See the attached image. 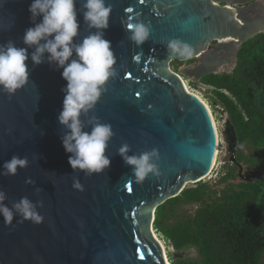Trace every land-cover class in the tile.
<instances>
[{
  "label": "water",
  "instance_id": "water-1",
  "mask_svg": "<svg viewBox=\"0 0 264 264\" xmlns=\"http://www.w3.org/2000/svg\"><path fill=\"white\" fill-rule=\"evenodd\" d=\"M260 1L106 0L112 5L106 38L117 58V75L107 82V91L89 115L111 124L115 135L106 150L110 166L100 174L86 176L68 163L70 154L61 142L65 130L57 120L66 86L62 69L53 70L46 62L34 67L28 61L29 83L11 96L0 92V171L13 155L27 156L29 163L14 176H0V189L7 193L9 207L25 196L34 203L43 201L38 208L43 221L14 216L6 224L0 216V264H171L165 253L168 260L176 259L178 251L164 245V253L162 240L155 236L156 209L206 178L218 147L209 110L179 74L195 87L213 89L201 79L225 69L231 72L239 46L264 32ZM30 3L0 0V43L11 39L17 47H26L22 36L32 26ZM137 15L151 25L149 40L139 47L128 40L122 26ZM78 20L77 42L95 31L79 12ZM174 38L192 47L190 58L169 56L166 44ZM192 59L197 63L178 73L171 69L174 60ZM207 96L219 104L213 94ZM236 107L242 111L239 104ZM81 119L86 123L85 116ZM221 135L229 159L221 165L219 178L236 165L240 179L253 181L260 172H242L236 159L240 146L229 119ZM124 143L130 155L157 149L159 176L149 174L138 183L117 154ZM74 179L83 190L73 187Z\"/></svg>",
  "mask_w": 264,
  "mask_h": 264
},
{
  "label": "clouds",
  "instance_id": "clouds-1",
  "mask_svg": "<svg viewBox=\"0 0 264 264\" xmlns=\"http://www.w3.org/2000/svg\"><path fill=\"white\" fill-rule=\"evenodd\" d=\"M76 4L77 0H31L28 11L32 26L25 29L22 36V43L26 47H17L11 39L0 43V92L11 96L29 83V60L34 67L46 62L53 70L62 69L61 77L66 81V86L61 89L64 100L57 117L65 130L61 136L62 146L70 154L68 163L72 170H80L86 176H91L103 173L111 163L106 150L115 135L112 125L89 113H94L97 102L107 91V82L116 77L114 66L117 58L112 42L106 38L112 5L106 4V0H81V7L77 9ZM78 12L83 15L89 28L95 29L79 42L76 40L80 29ZM122 26L126 29L128 40L138 47L150 38L151 25L141 20L139 15L129 17ZM166 49L173 57L188 59L193 55L192 47L179 38L170 39ZM174 72L178 73L177 69ZM179 76L185 81L183 75ZM82 115L87 118L86 123L81 119ZM88 127L90 131L85 130ZM130 152V146L124 143L117 154L131 167L138 183H142L149 174L159 176L157 149L139 155H130ZM28 163L27 156L21 158L13 155L4 162L0 176H14L18 168H25ZM27 182L32 183L30 180ZM73 187L83 190L79 179H74ZM6 200L7 193L0 189V216L6 224H11L14 216L33 223L43 221L38 211L43 207V201L34 203L25 196L19 201H11L9 207L5 204Z\"/></svg>",
  "mask_w": 264,
  "mask_h": 264
},
{
  "label": "trees",
  "instance_id": "trees-1",
  "mask_svg": "<svg viewBox=\"0 0 264 264\" xmlns=\"http://www.w3.org/2000/svg\"><path fill=\"white\" fill-rule=\"evenodd\" d=\"M201 82L215 88L212 94L234 125L239 146L251 150L247 155L241 151L239 161L262 168L264 32L239 46L236 65L231 72L210 74ZM205 97L214 107L218 105L207 95ZM263 173L253 181H244L231 169L218 178V183L225 184L223 189L201 181L160 205L155 212V231L174 252L194 248L196 254L195 258L176 257L174 260L169 256L170 263L263 264ZM234 179L239 181L236 183ZM191 204L197 208L189 214L188 205Z\"/></svg>",
  "mask_w": 264,
  "mask_h": 264
},
{
  "label": "rangeland",
  "instance_id": "rangeland-1",
  "mask_svg": "<svg viewBox=\"0 0 264 264\" xmlns=\"http://www.w3.org/2000/svg\"><path fill=\"white\" fill-rule=\"evenodd\" d=\"M261 4H264V2L261 3ZM194 61L197 62L198 59H194ZM170 65H171V69L176 70V69H179V68L185 66L186 64H185V61L174 60ZM222 72H227V70L225 69ZM209 75L204 76L203 79L206 78ZM183 78L185 79V83L188 85L190 90H192L193 92L197 93L209 105L211 111L213 112V116H214V118L216 120L217 126L219 128V134H220V137H221V140H222V143L220 145L219 154L217 155V162H216L215 168L211 171L209 176H207L206 178H204L202 180V182L213 184V185H217L216 189H223L225 187V184L224 183H221V184L218 183V178H219L218 173L220 171L221 165L223 163H225L228 160V158H229V153L227 152V144H226V142L224 140V137L221 135V132L223 130V123L225 122L226 119H228V116H227V114L225 112H222L223 107H222L221 104H218L217 106L214 107L213 105H211L210 101L205 97L207 95V93H211L212 94L213 91L212 92L211 91L207 92L206 90H204L202 88H199V87L194 88V87H192L190 85V82H189L190 80H188L189 78H186L184 76H183ZM241 151L244 152L245 155H247L248 153H250L251 150H249L247 148L244 149L243 147H241L239 149L238 155H237L238 161L240 160L239 158H240V155H241L240 154ZM260 160L263 162V165L261 166L262 168H259V169L253 168L250 165L244 164L242 161H239V163L241 164V166L243 168L242 172L244 174H246V175H250L253 172H257V171L264 172V168H263L264 167V152L262 154H260ZM233 171L236 174L238 169L236 167H234ZM234 181L237 183L239 180L238 179H234ZM194 185L195 184H192L191 187L194 186ZM190 207H191L192 211L189 212V214L194 212V210L197 208V205L193 204ZM157 236L162 240V242L165 245V248L167 249V246H169V244L166 241H164L158 233H157ZM168 248L172 249L171 247H168ZM184 254L190 255V257H192L195 254L194 248L190 249V253H188L186 250H180L179 252H177L176 257L177 258L187 257ZM263 264H264V258H263Z\"/></svg>",
  "mask_w": 264,
  "mask_h": 264
},
{
  "label": "bare ground",
  "instance_id": "bare-ground-1",
  "mask_svg": "<svg viewBox=\"0 0 264 264\" xmlns=\"http://www.w3.org/2000/svg\"><path fill=\"white\" fill-rule=\"evenodd\" d=\"M183 81V83L185 84V87L187 88V90L188 91H190L191 93H193V94H195L197 97H199V99H201L202 101H203V103L206 105V107H207V109L209 110V112H210V114H211V116H212V118H213V120H214V124H215V129H216V132H217V136H218V147H217V155L219 154V150H220V145H221V143H222V140H221V137H220V134H219V128H218V126H217V123H216V120H215V118H214V116H213V112L211 111V109H210V107H209V105L197 94V93H195V92H193L192 90H190V88L188 87V85L185 83V81L184 80H182ZM221 152V151H220ZM216 162H217V156H216V158H215V163H214V166H213V168H212V170L215 168V165H216ZM211 170V171H212ZM211 173V172H210ZM209 176V175H208ZM155 232V231H154ZM155 234V233H154ZM157 234H155V236H156ZM157 237V236H156ZM161 243V245H162V248H163V250H164V244H163V242L161 241L160 242ZM164 253H165V250H164ZM165 258H166V261L169 263V261H168V258H167V255H166V253H165Z\"/></svg>",
  "mask_w": 264,
  "mask_h": 264
},
{
  "label": "flooded vegetation",
  "instance_id": "flooded-vegetation-1",
  "mask_svg": "<svg viewBox=\"0 0 264 264\" xmlns=\"http://www.w3.org/2000/svg\"><path fill=\"white\" fill-rule=\"evenodd\" d=\"M195 63H197V62H195L194 60H191V61H188V62L185 61V64H186L185 66H192V65H194ZM202 79H203V78H202ZM202 79H201V81H202ZM191 83H192V82H191ZM208 86H210V85H208ZM210 87H212L213 89H208L209 91L212 92V91L215 90V88H214L213 86H210ZM209 94H211V93H209ZM237 155H238V153H237ZM228 159H229V158H228ZM234 167H235V166H232L231 169H233ZM236 168H237V167H236ZM231 169H230V170H231ZM191 205H193V204H191ZM191 205H188V207H189V209H190V210H188V212H191V211H192V209H191V207H190ZM168 247H171V248L173 249L172 246H167V249H169ZM186 251H187L188 253H190V249H189V248H188V250H186ZM184 255L190 257V255H187V254H184ZM195 256H196V254H194L192 257L195 258Z\"/></svg>",
  "mask_w": 264,
  "mask_h": 264
},
{
  "label": "snow or ice",
  "instance_id": "snow-or-ice-1",
  "mask_svg": "<svg viewBox=\"0 0 264 264\" xmlns=\"http://www.w3.org/2000/svg\"><path fill=\"white\" fill-rule=\"evenodd\" d=\"M146 2V0H140V3L141 4H144ZM128 10V12L129 13H131L132 11H133V9H131V8H129V9H127ZM139 95V94H138ZM129 190L131 191L132 189L131 188H129Z\"/></svg>",
  "mask_w": 264,
  "mask_h": 264
}]
</instances>
